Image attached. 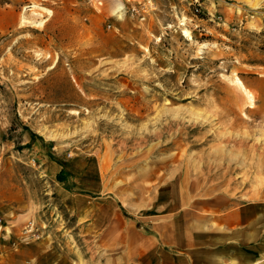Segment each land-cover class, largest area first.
I'll return each instance as SVG.
<instances>
[{"label":"rangeland","instance_id":"rangeland-1","mask_svg":"<svg viewBox=\"0 0 264 264\" xmlns=\"http://www.w3.org/2000/svg\"><path fill=\"white\" fill-rule=\"evenodd\" d=\"M109 1L0 0V264H178L264 198V0Z\"/></svg>","mask_w":264,"mask_h":264},{"label":"crops","instance_id":"crops-1","mask_svg":"<svg viewBox=\"0 0 264 264\" xmlns=\"http://www.w3.org/2000/svg\"><path fill=\"white\" fill-rule=\"evenodd\" d=\"M103 1L102 11L112 12L110 1ZM187 218L190 224L185 219L175 236L167 237L178 264H264V198L226 210L202 205Z\"/></svg>","mask_w":264,"mask_h":264},{"label":"bare ground","instance_id":"bare-ground-1","mask_svg":"<svg viewBox=\"0 0 264 264\" xmlns=\"http://www.w3.org/2000/svg\"><path fill=\"white\" fill-rule=\"evenodd\" d=\"M117 9H116V12H122L123 11V9H124V4L122 3V2H119L118 4H117V7H116Z\"/></svg>","mask_w":264,"mask_h":264}]
</instances>
